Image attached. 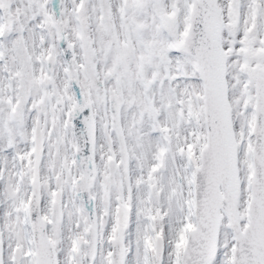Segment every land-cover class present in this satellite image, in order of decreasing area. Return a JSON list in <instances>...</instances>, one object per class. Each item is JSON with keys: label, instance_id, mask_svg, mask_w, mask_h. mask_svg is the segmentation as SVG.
Returning a JSON list of instances; mask_svg holds the SVG:
<instances>
[{"label": "snow or ice", "instance_id": "1", "mask_svg": "<svg viewBox=\"0 0 264 264\" xmlns=\"http://www.w3.org/2000/svg\"><path fill=\"white\" fill-rule=\"evenodd\" d=\"M0 264H264V0H0Z\"/></svg>", "mask_w": 264, "mask_h": 264}]
</instances>
